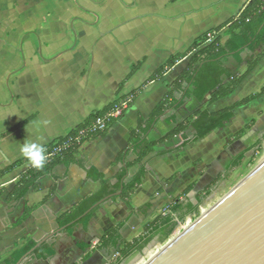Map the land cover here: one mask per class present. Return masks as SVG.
<instances>
[{
    "label": "crops",
    "instance_id": "obj_1",
    "mask_svg": "<svg viewBox=\"0 0 264 264\" xmlns=\"http://www.w3.org/2000/svg\"><path fill=\"white\" fill-rule=\"evenodd\" d=\"M250 1L0 0V171L23 159L22 143L46 146L93 112L142 88L104 138L82 144L76 164L54 165L39 181L38 191H29L16 204L6 201L32 168L28 162L0 179V264H113L112 254L92 247L93 241L120 225L123 240L129 242L141 236L148 223L165 215L161 212L169 198L186 206L214 183L219 185L225 173L233 170L234 159L252 150L253 140L256 143L264 135V57L232 94L210 105L209 97L200 103L190 97L174 118L176 122L192 121L200 110L216 113L252 95H258L256 99L237 108L221 128L181 152H174L182 143L180 136L168 140L173 128L168 117L158 121L148 135V141L156 145L141 163L144 179L129 197V207L121 200L106 201L88 222L60 231V216L100 188L87 179L86 171L91 169L115 182L124 168L115 160L127 148L137 116L148 118L191 56L148 81L153 73L208 31L223 27L218 37L224 46L231 25ZM252 56L244 50L239 55L241 64L228 57L223 65L240 76ZM138 63L140 68L126 79ZM193 135L192 128L185 132L188 139ZM125 157L130 164L136 160L132 151ZM139 166L129 168L128 179ZM189 187L192 191L183 195ZM162 202L165 207L157 215ZM34 206L19 222L24 209ZM50 234L41 252L24 258L27 252L15 262L20 251Z\"/></svg>",
    "mask_w": 264,
    "mask_h": 264
},
{
    "label": "trees",
    "instance_id": "obj_2",
    "mask_svg": "<svg viewBox=\"0 0 264 264\" xmlns=\"http://www.w3.org/2000/svg\"><path fill=\"white\" fill-rule=\"evenodd\" d=\"M222 28L219 27L215 30H221ZM236 30H239L238 33L234 32ZM229 35L230 38L224 46H221L219 37L205 45V36L203 35L197 38L186 52L170 57L163 66L153 73L148 81H154L160 78L177 61L186 56H191L186 69L171 83L169 91L165 94L163 100L152 110L148 118L145 119L141 115L137 116L136 127L129 132L128 146L115 160L118 164H124V168L115 177V182L111 183L108 180H104L103 175L95 174L91 169L87 170V179L99 183L100 188L95 194L83 199L62 214L59 218L60 228L67 226L66 230H69L77 224L88 222L98 207L94 208L86 216H83L84 213L107 197H111L107 201L121 200L125 203L126 207H129V197L141 185L144 179L145 169L141 163L152 154L156 145V143L148 141V135L158 121L165 120L168 117V125L173 126L172 130L168 133V140L175 136H180L182 143L174 152H181L188 144L221 128L224 123L233 117L234 111L237 108L247 105L258 97V95H252L234 104L232 107L216 113H210L207 109L200 110L194 114L195 118L192 121L176 122L174 118L175 112L190 97H193L199 103L203 102L206 97H209L207 104L210 105L232 94L264 57V0H251L239 14L237 20L231 25ZM244 50L250 51L253 56L247 63L244 74L240 76L233 75L224 67L223 63L228 57H233L238 64H241L242 61L239 60V55ZM140 65L141 63L134 65L126 79L130 78L140 68ZM141 89L139 88L133 91L127 98H120L114 103L116 105L112 104L99 112H93L82 124L76 126L67 135L52 140L45 146L46 154L48 156L54 149H57L58 152L52 157H47V163L42 169L30 168L15 184L14 188L8 194L6 201L16 204L29 191H38L39 181L51 172L54 165L58 163L64 165L76 164V155L81 145L89 141L104 138L114 123V121H110L107 123L106 129L92 131L91 129L96 121L121 102H128V106L130 107ZM189 128H192L194 131L192 139H188L185 136V132ZM80 133L84 134V136L81 137ZM77 140L81 141V145L77 144ZM256 143V146H259L260 141ZM130 151L136 155V160L132 164L125 162V155ZM244 154L245 152L234 159L230 170L239 167ZM24 163H27V161L23 158L1 170L0 179L12 173ZM137 164L140 165L139 170L128 179L129 168ZM216 184L214 183L209 188L212 190L215 189ZM191 190V187L185 189L183 195H187ZM118 193L120 195L116 196ZM209 193L204 196L209 195ZM2 194L3 191L0 190V197ZM204 196L198 195L197 198L190 201L186 206L178 203V199H174L173 205L168 206L167 204V208L170 209L168 214L164 216L159 215L145 226L141 236L129 242L123 240L120 234L121 226L118 225L98 239L97 245L100 249L106 250L112 255H118L117 260L113 264H123L134 255L141 253L153 239L158 238L160 241L166 239L174 231L175 219L179 220L185 217L186 214L196 216L199 213L198 208ZM34 208L35 206L31 208L26 207L19 222L24 221ZM149 208L150 205H147L146 209ZM35 245L36 243H32L20 251L15 262L21 259ZM44 246L45 244L38 247L34 251V254L39 253V251L41 252ZM48 255H51V252H48Z\"/></svg>",
    "mask_w": 264,
    "mask_h": 264
},
{
    "label": "water",
    "instance_id": "obj_3",
    "mask_svg": "<svg viewBox=\"0 0 264 264\" xmlns=\"http://www.w3.org/2000/svg\"><path fill=\"white\" fill-rule=\"evenodd\" d=\"M109 199L95 204L83 216ZM51 237L39 241L24 258ZM147 264H264V165Z\"/></svg>",
    "mask_w": 264,
    "mask_h": 264
},
{
    "label": "rangeland",
    "instance_id": "obj_4",
    "mask_svg": "<svg viewBox=\"0 0 264 264\" xmlns=\"http://www.w3.org/2000/svg\"><path fill=\"white\" fill-rule=\"evenodd\" d=\"M253 149L248 151L244 156L243 159L240 162L239 167L228 171L225 173L223 180L221 179V182L219 185L215 187V189L207 188L204 190V192H201L200 196H204L209 193V195L204 196L200 208H202V211L204 212L203 215L207 214V212L214 207L216 204L220 203L223 198H225L228 193L235 189L239 184L242 183L243 179L247 177L252 171H255V166L260 163V161L264 158V135L262 138H260V144L259 146H256L257 143H255V139L253 140ZM167 189V188H166ZM164 189V190H166ZM192 191V190H191ZM180 192V190H179ZM170 199V200H169ZM168 199V206L173 205V197ZM163 207H165V202H162L159 205L158 213L162 211ZM166 211H170L167 206L163 209L161 212L165 215L167 214ZM193 215V214H192ZM192 215H185V217L180 218L179 220L175 219V228L174 231L164 240H159L158 238L153 239L143 250L141 253L134 255L130 259L126 260L123 264H147L148 261L152 260V258L149 260L150 250L157 248V254L160 253L164 247L169 244L172 240H174L177 235L178 231L181 230V227H184L188 218H191L190 223L186 227V230L190 228V226L201 216L199 213L193 217ZM164 216V215H163ZM179 236V235H178ZM97 242V241H96ZM98 243V242H97ZM92 246V244H91ZM98 247V245L95 246V248ZM118 258L117 254H113L111 257L112 263L115 262Z\"/></svg>",
    "mask_w": 264,
    "mask_h": 264
},
{
    "label": "built area",
    "instance_id": "obj_5",
    "mask_svg": "<svg viewBox=\"0 0 264 264\" xmlns=\"http://www.w3.org/2000/svg\"><path fill=\"white\" fill-rule=\"evenodd\" d=\"M219 32L220 30H211L208 31L204 36H205V45L211 43L215 38H217L219 36ZM128 102H121L118 104V106H114V108L108 112H106L104 114L103 117L99 118L96 123L93 125L92 127V131L94 130H104L107 127V123L110 121H115L117 120L120 116H122V114L128 109ZM80 136L83 137L84 134L80 133ZM77 144L81 145V141L77 140L76 141ZM58 151L57 149H54L47 157H52L54 154H56ZM203 211L202 208L199 209V214L202 216L203 215ZM195 217V216H193ZM191 218H188L186 224L184 227H181L178 231V235L182 234L185 230L186 227L188 226V224L190 223ZM177 235V236H178ZM92 247H95L97 245L96 241H93L92 243Z\"/></svg>",
    "mask_w": 264,
    "mask_h": 264
},
{
    "label": "clouds",
    "instance_id": "obj_6",
    "mask_svg": "<svg viewBox=\"0 0 264 264\" xmlns=\"http://www.w3.org/2000/svg\"><path fill=\"white\" fill-rule=\"evenodd\" d=\"M20 153L36 169H42L47 163L46 148L42 143L26 141L21 144Z\"/></svg>",
    "mask_w": 264,
    "mask_h": 264
},
{
    "label": "bare ground",
    "instance_id": "obj_7",
    "mask_svg": "<svg viewBox=\"0 0 264 264\" xmlns=\"http://www.w3.org/2000/svg\"><path fill=\"white\" fill-rule=\"evenodd\" d=\"M262 165H264V158L260 161V163H258L256 166H255V171L258 170ZM189 230V229H188ZM166 247V246H165ZM164 247V248H165ZM159 254V253H158ZM157 254V248H154L152 250H150L149 252V255H150V258L149 260L152 258V260L158 255ZM151 261V260H150ZM149 262V261H148Z\"/></svg>",
    "mask_w": 264,
    "mask_h": 264
}]
</instances>
